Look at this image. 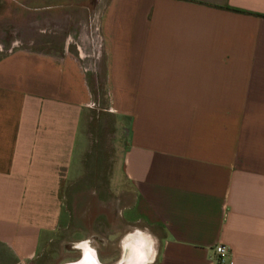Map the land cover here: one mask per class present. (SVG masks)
<instances>
[{
	"label": "crops",
	"instance_id": "0c3cea01",
	"mask_svg": "<svg viewBox=\"0 0 264 264\" xmlns=\"http://www.w3.org/2000/svg\"><path fill=\"white\" fill-rule=\"evenodd\" d=\"M96 31L85 64L68 45L0 57V264L100 236L118 183L116 261L135 225L156 264H216L221 243L224 264H264V0H108ZM92 83L123 121L102 178Z\"/></svg>",
	"mask_w": 264,
	"mask_h": 264
},
{
	"label": "rangeland",
	"instance_id": "374dc122",
	"mask_svg": "<svg viewBox=\"0 0 264 264\" xmlns=\"http://www.w3.org/2000/svg\"><path fill=\"white\" fill-rule=\"evenodd\" d=\"M107 1L0 0V57L23 49L59 52L68 45L70 53L79 57L81 63L85 64L89 59L90 50L94 47L98 20ZM92 89L99 91L100 102V105L93 103V111L95 113L98 111L100 117L91 119L92 130L94 129V135L96 134L98 139L95 148L107 150V155L102 154L106 156V162L101 164L105 169L98 171L102 178L109 175L110 168L115 164L111 158L113 155L115 160L116 150L122 143L123 133L119 128L123 121L105 110L107 103L105 84L92 83ZM103 183L106 185L105 179ZM117 185L113 189V204L108 206V213H112L114 223L106 226L103 222L97 228L101 232L98 238L103 237L108 241L105 248L114 255L104 259L111 264L116 261L117 242L125 229L120 223L122 220L120 207L125 199L123 200ZM82 236L83 233L77 234L73 228L55 235L49 244L41 248L33 264H56L69 259L64 258L68 255L70 258L76 257L80 252L71 249V242Z\"/></svg>",
	"mask_w": 264,
	"mask_h": 264
},
{
	"label": "clouds",
	"instance_id": "9594fccd",
	"mask_svg": "<svg viewBox=\"0 0 264 264\" xmlns=\"http://www.w3.org/2000/svg\"><path fill=\"white\" fill-rule=\"evenodd\" d=\"M107 245L108 241L103 237L98 238L97 233L79 241H72L71 249L79 251L80 257L69 260L67 264H102L99 250ZM118 248L120 255L116 264H156L159 237L147 226L130 225L120 239Z\"/></svg>",
	"mask_w": 264,
	"mask_h": 264
},
{
	"label": "built area",
	"instance_id": "2783aa9c",
	"mask_svg": "<svg viewBox=\"0 0 264 264\" xmlns=\"http://www.w3.org/2000/svg\"><path fill=\"white\" fill-rule=\"evenodd\" d=\"M229 252V247L226 244H218L216 246V253L218 255V260L216 264H224L226 255Z\"/></svg>",
	"mask_w": 264,
	"mask_h": 264
}]
</instances>
